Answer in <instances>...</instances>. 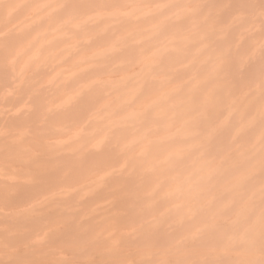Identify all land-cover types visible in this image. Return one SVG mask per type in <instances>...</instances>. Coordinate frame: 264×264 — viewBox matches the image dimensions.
I'll return each instance as SVG.
<instances>
[{
    "label": "rangeland",
    "instance_id": "1",
    "mask_svg": "<svg viewBox=\"0 0 264 264\" xmlns=\"http://www.w3.org/2000/svg\"><path fill=\"white\" fill-rule=\"evenodd\" d=\"M0 264H264V0H0Z\"/></svg>",
    "mask_w": 264,
    "mask_h": 264
},
{
    "label": "bare ground",
    "instance_id": "2",
    "mask_svg": "<svg viewBox=\"0 0 264 264\" xmlns=\"http://www.w3.org/2000/svg\"><path fill=\"white\" fill-rule=\"evenodd\" d=\"M123 53L124 54H131V53H133V49L131 47L127 46V47L124 48ZM121 63L122 64H127L128 63V60L125 57H123V58H121ZM20 71L21 70H19V68H17L15 70V73H20ZM6 145L8 147H12L14 145V142L11 141V140H9V141H7Z\"/></svg>",
    "mask_w": 264,
    "mask_h": 264
}]
</instances>
